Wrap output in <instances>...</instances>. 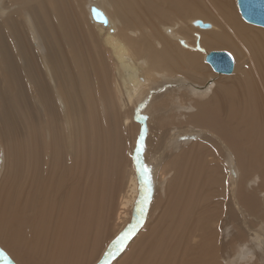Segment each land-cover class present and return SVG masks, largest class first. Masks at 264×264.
<instances>
[{"label": "bare ground", "instance_id": "1", "mask_svg": "<svg viewBox=\"0 0 264 264\" xmlns=\"http://www.w3.org/2000/svg\"><path fill=\"white\" fill-rule=\"evenodd\" d=\"M116 240L110 264H263L264 27L237 0H0V264Z\"/></svg>", "mask_w": 264, "mask_h": 264}, {"label": "water", "instance_id": "2", "mask_svg": "<svg viewBox=\"0 0 264 264\" xmlns=\"http://www.w3.org/2000/svg\"><path fill=\"white\" fill-rule=\"evenodd\" d=\"M239 12L247 22L264 27V0H237ZM93 19L106 23L107 19L102 11L91 8ZM217 73H231L233 70V58L227 51L209 52L205 57Z\"/></svg>", "mask_w": 264, "mask_h": 264}, {"label": "rangeland", "instance_id": "3", "mask_svg": "<svg viewBox=\"0 0 264 264\" xmlns=\"http://www.w3.org/2000/svg\"><path fill=\"white\" fill-rule=\"evenodd\" d=\"M210 24H212V23H210ZM227 51V52H229L230 54H231V56L233 57V60H234V63H235V58H234V56H233V53L230 51V50H228V49H226V48H217V49H211V50H209L208 52H210V51ZM207 53V52H206ZM164 164V160H163V162H162V165ZM224 169H225V171H226V169L228 170V168L225 166L224 167ZM228 181V180H227ZM146 186V190H145V194H149V193H147V185H145ZM150 190H151V188H150ZM248 191H249V189H248ZM145 197H147V195L145 196ZM116 199V204H118V198L116 197L115 198ZM145 201V202H144ZM147 202H148V198L145 200V198L144 199H142V200H140V204L139 203H136V205L133 207V209H132V219H131V222H133L134 224H135V222L136 221H138V218H143V217H145L144 218V222H145V219L147 218V216H145V215H147ZM110 204H111V201H109V203H108V205L110 206ZM137 207V208H136ZM143 211V212H142ZM133 212H134V214H133ZM145 212V213H144ZM136 214V215H135ZM111 214H109V216H110ZM116 215H117V213L115 212V211H113L112 212V216L113 217H116ZM142 215V216H141ZM137 217V218H136ZM131 222H127V220L125 221V223H124V225H123V232L124 231H129L130 229H132V233L134 232V233H136L137 232V230H139V228L142 226V224H143V220L141 221V223H140V225L139 226H137L136 227V225H134L133 223L132 224H130ZM113 223H114V221H113ZM113 223H112V225H113ZM133 226H135V227H133ZM137 229V230H136ZM120 234H122V232L121 233H117V236L118 235H120ZM116 235V234H115ZM135 235V234H134ZM256 239H259V237L257 236V237H255ZM255 238H253V239H255ZM253 239H251V238H249L248 239V244H250L251 242L250 241H252V243L251 244H253V243H255V240H253ZM250 240V241H249ZM113 241V240H112ZM120 242H118V240H116L115 242H114V244H112V246H114V245H116L117 244V246H116V249H118L119 248V250L120 251H118L116 254H112L110 251H109V255H107L106 257H105V262L107 263V264H110L112 261H113V259H114V257H118L120 254H122V252L125 250V248L127 247V245H128V243L129 242H121V244H119ZM124 243V244H123ZM124 245V246H123ZM120 247H121V249H120ZM2 251V254H3V252H6V250L5 249H3V247H1V245H0V252ZM112 251H114V250H112ZM142 252L144 253V250H142L141 251V253H139L141 256L143 255L142 254ZM138 254V255H139ZM145 255H146V257H147V252L146 253H144ZM112 255V256H111ZM0 256H2V255H0ZM103 256V255H102ZM107 258V259H106ZM115 258V259H116ZM103 259V258H102ZM102 259L99 261L100 263H101V261H102ZM110 259H112V260H110ZM107 260V261H106ZM108 260H110V261H108ZM213 261H215V259H213ZM182 263V262H181ZM262 263L264 264V259L262 260ZM124 264V263H123ZM125 264H126V262H125ZM130 264H134V262L132 261V257H130Z\"/></svg>", "mask_w": 264, "mask_h": 264}, {"label": "snow or ice", "instance_id": "4", "mask_svg": "<svg viewBox=\"0 0 264 264\" xmlns=\"http://www.w3.org/2000/svg\"><path fill=\"white\" fill-rule=\"evenodd\" d=\"M143 148H144L143 137H141V141H140L139 147L137 148L136 161H137V164L139 166V170L141 172L142 179H144V183L147 185V184L150 183L151 178H150V176L147 175L149 170L147 169V167L145 165L142 164V162L140 160V153L143 151ZM149 191H150V189H149ZM146 199H147V197H145V200ZM131 232H132V229H130L128 233H125L119 239L120 240H126ZM0 255H2V252H0ZM5 259H6V257H5Z\"/></svg>", "mask_w": 264, "mask_h": 264}]
</instances>
